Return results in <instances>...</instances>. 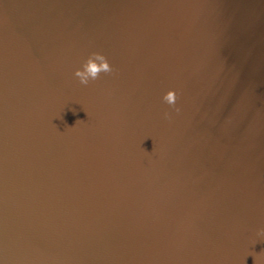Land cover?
<instances>
[{"label":"water","instance_id":"1","mask_svg":"<svg viewBox=\"0 0 264 264\" xmlns=\"http://www.w3.org/2000/svg\"><path fill=\"white\" fill-rule=\"evenodd\" d=\"M0 264H264V0H0Z\"/></svg>","mask_w":264,"mask_h":264},{"label":"clouds","instance_id":"2","mask_svg":"<svg viewBox=\"0 0 264 264\" xmlns=\"http://www.w3.org/2000/svg\"><path fill=\"white\" fill-rule=\"evenodd\" d=\"M112 67L107 58L99 52L91 53L81 68L75 70L73 75L78 79L81 85L87 86L90 81L99 78L100 73H111ZM163 101L168 105L175 104V93L167 92L163 97Z\"/></svg>","mask_w":264,"mask_h":264}]
</instances>
